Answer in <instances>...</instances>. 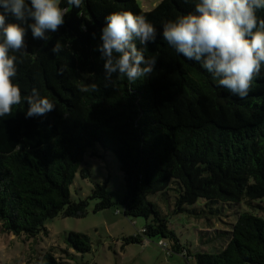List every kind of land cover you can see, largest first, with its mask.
<instances>
[{
    "label": "trees",
    "instance_id": "obj_1",
    "mask_svg": "<svg viewBox=\"0 0 264 264\" xmlns=\"http://www.w3.org/2000/svg\"><path fill=\"white\" fill-rule=\"evenodd\" d=\"M194 4L160 0L143 10L136 0H82L78 7L61 0L65 23L47 47L26 34V49L15 53V82L22 95L36 87L55 107L44 117L26 118L22 103L0 118V231L35 236L47 218L84 216L91 198L97 199L95 210L115 204L106 181L94 182L86 198H70L76 173L90 176L89 168L81 167L85 151L98 143L119 161L123 213L146 219L128 241L159 235L168 239L171 251L194 257L196 264H264V66L241 98L218 86L197 62L177 54L159 35L161 23L193 11ZM111 11L152 22L158 35L145 56L157 62L143 81L130 85L114 74V85L104 88L95 45ZM257 17L264 19V9ZM56 41L62 52L53 55ZM93 81L98 90L83 91ZM173 193L169 212L201 200L193 211L203 218V230L211 231L215 251L191 252L180 244L168 215L149 198L154 194L163 201ZM241 201L258 212L244 210L234 222L225 221L228 228L214 229L216 220L223 221L224 204L230 208ZM66 239L79 252L90 249L84 233L70 232ZM62 263L47 249L24 264Z\"/></svg>",
    "mask_w": 264,
    "mask_h": 264
},
{
    "label": "clouds",
    "instance_id": "obj_2",
    "mask_svg": "<svg viewBox=\"0 0 264 264\" xmlns=\"http://www.w3.org/2000/svg\"><path fill=\"white\" fill-rule=\"evenodd\" d=\"M78 7L82 0H67ZM264 0H195L194 10L162 21L161 35L175 52L197 62L215 83L241 98L248 94L254 77L264 66V19L257 11ZM67 9L61 0H0V118L13 106L26 104V118L44 117L55 107L36 87L22 95L17 77V56L26 49L25 36L40 40L45 47L65 23ZM81 29L86 25L82 24ZM96 38V32H92ZM157 29L146 17L129 11H111L103 17L95 50L103 62L104 88L113 76L130 85L143 81L156 65L157 57H146L149 44L157 39ZM50 52H62L59 41ZM93 81L83 88L95 92Z\"/></svg>",
    "mask_w": 264,
    "mask_h": 264
},
{
    "label": "rangeland",
    "instance_id": "obj_3",
    "mask_svg": "<svg viewBox=\"0 0 264 264\" xmlns=\"http://www.w3.org/2000/svg\"><path fill=\"white\" fill-rule=\"evenodd\" d=\"M136 1L141 9L149 10L160 0ZM84 165L89 168L90 176L82 178L79 172L76 173L69 186L70 198L72 200L86 198L91 193L94 182L106 181L107 190L115 204L95 210L97 199L91 198L88 200L87 213L84 216L59 214L47 218L43 222L44 229H40L35 236L0 231V264H24L29 257L47 249L60 257L62 264H196L194 257L171 251L168 239L159 235L151 237L142 235L141 241L127 240L128 237L141 232L146 219L123 213L122 199L125 194L123 175L119 161L111 151L98 143L87 148L81 167ZM149 198L168 215L169 226L175 231L180 244L191 252L215 251L216 244L209 241L211 231L203 230L205 226L200 221L203 218L199 220L193 211L195 208L199 209L200 199L194 204L186 205L185 211L176 213L169 212L168 208L170 201L171 208L174 207V193L163 201L157 199L154 194ZM228 206L224 204V217L221 215L223 221L216 220L214 229L228 228L226 220L234 222L238 213L251 209L243 201L232 203L230 208ZM201 208L209 217L207 209L204 206ZM251 210L254 213L258 212L256 209ZM70 232L86 234L90 240V249L79 252L69 246L66 238Z\"/></svg>",
    "mask_w": 264,
    "mask_h": 264
}]
</instances>
